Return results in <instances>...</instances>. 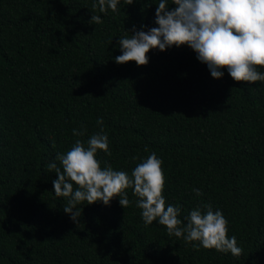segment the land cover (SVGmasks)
Wrapping results in <instances>:
<instances>
[{"label": "trees", "instance_id": "1", "mask_svg": "<svg viewBox=\"0 0 264 264\" xmlns=\"http://www.w3.org/2000/svg\"><path fill=\"white\" fill-rule=\"evenodd\" d=\"M159 2L119 0V12L101 13L97 0H0V264H264V82L237 83L226 69L213 79L187 45L152 49L145 66L116 64L119 39L157 26ZM101 128L102 169L131 177L155 152L181 226L211 205L242 254L196 250L158 220L146 225L132 187L129 207L84 202L73 222L48 164L62 171L56 156Z\"/></svg>", "mask_w": 264, "mask_h": 264}, {"label": "clouds", "instance_id": "2", "mask_svg": "<svg viewBox=\"0 0 264 264\" xmlns=\"http://www.w3.org/2000/svg\"><path fill=\"white\" fill-rule=\"evenodd\" d=\"M125 2L131 5L133 0ZM118 3L119 0H97L92 7H98L101 13L108 9L119 12ZM172 5L174 7L170 8L168 0H160L155 12L156 27L148 31L143 25L139 31L133 27L132 35L119 39L121 55L115 58L116 64L135 62L137 66H145L150 50L163 52L173 46L187 45L197 54L198 61L207 65L213 79H220L221 69H226L237 83L264 82V73L257 71L258 67H264V0H172ZM89 23L103 21L99 15H92ZM97 124L103 125V119ZM85 134L84 129H73L74 136ZM86 143L87 147L77 139L66 154L56 156L62 171L55 161L48 164V169H55L57 176L52 181L54 193L68 198L63 211L73 222H78L82 212L77 205L84 202L91 205L101 201L107 206L113 198L119 197L120 206L129 207L131 202L125 189L132 187L139 198L136 207L142 210L146 225L158 220L169 236L199 242V246L192 244L196 250L199 247L215 249L220 253L230 252L234 257L242 254L236 237L228 236V222L223 213L214 212L211 205L204 206L203 214L200 208L191 210L186 226H181L180 209L165 206L162 160L155 152L139 163L129 177L124 171L113 170L111 165L102 169L96 159L98 151L111 154L103 128ZM194 191L197 196L202 195L200 189Z\"/></svg>", "mask_w": 264, "mask_h": 264}]
</instances>
